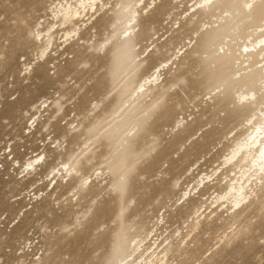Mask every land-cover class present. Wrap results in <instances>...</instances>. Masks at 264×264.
I'll use <instances>...</instances> for the list:
<instances>
[{
	"label": "rangeland",
	"instance_id": "1",
	"mask_svg": "<svg viewBox=\"0 0 264 264\" xmlns=\"http://www.w3.org/2000/svg\"><path fill=\"white\" fill-rule=\"evenodd\" d=\"M81 1L0 0V264H264V176L231 160L264 16L104 0L62 24Z\"/></svg>",
	"mask_w": 264,
	"mask_h": 264
},
{
	"label": "bare ground",
	"instance_id": "2",
	"mask_svg": "<svg viewBox=\"0 0 264 264\" xmlns=\"http://www.w3.org/2000/svg\"><path fill=\"white\" fill-rule=\"evenodd\" d=\"M103 1L104 0H83L79 2V4L75 8H73L69 4L66 6L61 5L59 6V9L57 8L56 16L60 18L61 15V22L62 24H65V22L71 21L76 17L81 18L82 14L87 10L89 12L94 11L99 4H103ZM221 1L222 0H202L198 3V5H202L204 3L205 8L212 9L218 6ZM240 1L243 3V5L246 6L247 9H250V12H253V14H256L258 17L264 16V0ZM137 14L139 13L137 11H134V15L132 17L133 20L136 18ZM132 29L133 28L131 27L127 29V31L129 32ZM254 36H256L255 39H253L250 44L245 45L247 48V56L248 58L252 59H258V57L263 56L262 62H264V24L255 30ZM128 42L129 40L127 41V43ZM222 59L224 60L225 58ZM258 63L259 62L255 63L254 68H256V65ZM254 72H256L257 74L250 78V82L255 81L256 83H261L260 87H249L250 89L247 93L243 92L240 94V99H247L246 103L255 107V112L258 111V114L254 115L255 120L249 127V131H247L248 134L246 135V137L236 144V148L233 151L231 160H237L238 165L246 163V168L250 167V171L253 170L254 176L257 177L260 173L261 176H264V71L256 68ZM156 74L157 76L155 77ZM159 75L161 76V70L159 72H155V74H153L151 78L146 79L144 84L140 85L138 90L143 91L150 86H153L160 80ZM257 76L258 78L256 79ZM154 77L155 79L151 81ZM240 82L242 81H238V83ZM38 160L39 157L36 159V161ZM31 165H33V163ZM246 175L247 172H244L242 177L239 178L240 180H238V184L231 190V193L234 192L232 194V198L235 200L236 205H240L242 202H244L249 195L246 192L245 184H241V181L246 177ZM259 179L262 180L261 177ZM128 263L129 262H127L126 264Z\"/></svg>",
	"mask_w": 264,
	"mask_h": 264
}]
</instances>
